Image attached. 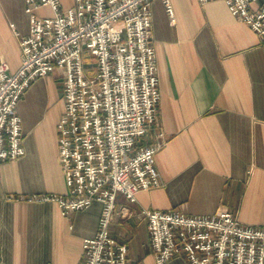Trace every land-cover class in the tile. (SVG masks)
Segmentation results:
<instances>
[{
  "label": "crops",
  "instance_id": "1",
  "mask_svg": "<svg viewBox=\"0 0 264 264\" xmlns=\"http://www.w3.org/2000/svg\"><path fill=\"white\" fill-rule=\"evenodd\" d=\"M59 2L67 8L74 0ZM170 3L173 20L162 0L150 2L160 100L156 123L139 139L147 144L163 132L154 153L159 184L139 190L135 202L117 194V204L132 213L109 223L141 264H156L141 207L186 214L226 208L243 224L264 225V35L223 0ZM37 13L52 12L44 5ZM27 30L23 0H0V55L10 71L20 63L19 38ZM60 90L52 71L33 79L16 104L24 152L0 162V264L80 263L83 238L96 232L97 200L62 214L55 201L28 199L67 192L57 145ZM165 264L191 263L174 256Z\"/></svg>",
  "mask_w": 264,
  "mask_h": 264
},
{
  "label": "built area",
  "instance_id": "2",
  "mask_svg": "<svg viewBox=\"0 0 264 264\" xmlns=\"http://www.w3.org/2000/svg\"><path fill=\"white\" fill-rule=\"evenodd\" d=\"M162 1L173 20L170 0ZM223 1L237 20L264 35V0ZM150 2L74 0L61 8L59 0H23L28 30L19 38L18 67L10 71L0 55V162L24 152L16 104L26 87L52 71L61 77L57 145L67 192L28 199L55 201L62 214L101 203L96 232L83 238V261L75 264H141L110 234L109 223L115 214L132 213L117 204V194L135 202L139 190L159 184L154 153L164 143L163 132L139 143L156 123L160 100ZM44 5L50 15L37 13ZM138 212L156 264L174 256L191 264H264V225L243 224L226 208L211 214Z\"/></svg>",
  "mask_w": 264,
  "mask_h": 264
},
{
  "label": "rangeland",
  "instance_id": "3",
  "mask_svg": "<svg viewBox=\"0 0 264 264\" xmlns=\"http://www.w3.org/2000/svg\"><path fill=\"white\" fill-rule=\"evenodd\" d=\"M59 76V75H58ZM60 77V76H59ZM61 78V77H60ZM62 91L60 90V96L62 97V93H61ZM141 144H143V143H141Z\"/></svg>",
  "mask_w": 264,
  "mask_h": 264
}]
</instances>
